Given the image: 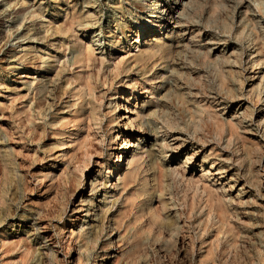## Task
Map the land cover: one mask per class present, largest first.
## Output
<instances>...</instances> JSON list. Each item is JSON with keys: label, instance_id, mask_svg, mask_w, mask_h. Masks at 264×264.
I'll use <instances>...</instances> for the list:
<instances>
[{"label": "rangeland", "instance_id": "obj_1", "mask_svg": "<svg viewBox=\"0 0 264 264\" xmlns=\"http://www.w3.org/2000/svg\"><path fill=\"white\" fill-rule=\"evenodd\" d=\"M21 263L264 264V0H0V264Z\"/></svg>", "mask_w": 264, "mask_h": 264}, {"label": "bare ground", "instance_id": "obj_2", "mask_svg": "<svg viewBox=\"0 0 264 264\" xmlns=\"http://www.w3.org/2000/svg\"><path fill=\"white\" fill-rule=\"evenodd\" d=\"M170 19H171V18H170ZM166 21H167V19L165 18V22H166ZM151 51H152V50H151ZM165 54H166V49H165L164 47H159V48L155 49V51H152L149 55H147V58H151L152 56H155V55H159V56L163 57ZM77 57H78V56H77ZM157 57H158V56H157ZM85 58H86V57H85ZM81 59H82V58H81ZM75 61H76V60H75ZM161 61H162V60H161ZM77 62H78V60H77ZM77 62H76V63H77ZM79 64L81 65V63H79ZM216 94H217V93H216ZM214 96H215V95H214ZM218 98H219V97H218ZM42 107H43V106H42ZM203 111H204V110H203ZM161 112H162V111H161ZM205 113H206V112H205ZM192 117H193V116H192ZM201 126H202V125H201ZM237 138H238V137H237ZM218 140H219V139H218ZM218 158H219V157H218ZM129 164H130V163H129ZM139 165H140V164H139ZM130 167H131V166H130ZM160 168H161V167H160ZM163 168H164V167H163ZM128 170H129V169H128ZM130 170H131V169H130ZM132 171H134V170H132ZM132 171H131V172H132ZM157 172H158V171H157ZM164 172H165V171H164ZM129 173H130V172H129ZM134 173H135V172H134ZM126 174H127V173H126ZM130 174H131V173H130ZM132 174H133V173H132ZM132 174H131V175H132ZM137 174H138V172H137ZM131 175H130V176H131ZM154 175H155V174H154ZM156 175H157V174H156ZM164 175H165V174H164ZM153 177H154V176H153ZM157 177H158V176H157ZM157 177H156V178H157ZM132 178H133V177H132ZM132 178H131V179H132ZM158 178H159V177H158ZM166 178H167V176H166ZM166 178L164 177V179H166ZM135 179H136V177H135ZM154 179H155V178H154ZM164 179H162V180H163L162 182L165 181ZM129 180H130V179H129ZM133 180H134V178H133ZM138 180H139V179H138ZM152 180H153V178H152ZM130 181H131V180H130ZM134 181H135V180H134ZM134 181H133V183H134ZM136 181H137V180H136ZM131 182H132V181H131ZM131 182H130V183H131ZM128 183H129V182H128ZM130 183H129V185H130ZM136 183H137V182H136ZM158 184H159V183H158ZM160 184H162V183H160ZM126 185H127V184H126ZM129 185H127V186H129ZM131 185H132V184H131ZM154 185H156V184H154ZM127 186H125V187H127ZM132 186H133V185H132ZM157 186H158V185H157ZM137 187H138V185H137ZM155 187H156V186H155ZM158 187H159V186H158ZM138 188H139V187H138ZM165 188H166V187H165ZM123 189H124V188H123ZM154 189H155V188H154ZM161 189H163V186H161ZM137 190H138V189H137ZM164 190H165V189H164ZM209 190H210V189H209ZM139 191H140V190H139ZM192 191H193V190H192ZM211 191H212V190H211ZM140 192H141V191H140ZM161 192H163V191H161ZM164 192H165V191H164ZM204 192H206V191H204ZM132 193H133V192H132ZM154 193H155V192H154ZM157 193H158V192H157ZM212 193H213V191H212ZM141 194H142V192H141ZM161 194H162V193H161ZM215 194H216V193H215ZM133 195L135 196V193H134ZM139 195H140V194H139ZM139 195H138V197H139ZM158 195H159V194H158ZM162 195H163V194H162ZM162 195H161V196H162ZM205 195H206V194H205ZM211 195L214 196V194H211ZM143 196H144V195H143ZM163 196H164V195H163ZM163 196H162V197H163ZM208 196H209V195H208ZM208 196H207V197H208ZM158 197H160V195H159ZM162 197H161V198H162ZM205 197H206V196H205ZM161 198H159V199H161ZM210 198H211V197H210ZM210 198H207V199L210 200ZM135 199H136V198H135ZM139 199H140V197H139ZM155 199H156V198H155ZM207 199H206V200H207ZM137 200H138V198H137ZM189 200H190V199H189ZM211 200H212V199H211ZM211 200H210V202H211ZM214 200H215V199H214ZM221 200H222V199H221ZM133 201H134V199H133ZM135 201H136V200H135ZM222 201H223V200H222ZM207 202H208V201H207ZM207 202H206V203H207ZM213 202H214V201H213ZM219 202H220V201H219ZM132 203H133V202H132ZM137 203H138V202H137ZM165 203H166V202H165ZM208 203H209V202H208ZM135 204H136V203H135ZM161 204H162V202H161ZM161 204H160V206H161ZM204 204H205V203H204ZM217 204H218V203H217ZM219 204H220V203H219ZM131 205H133V204H131ZM182 205H183V204H182ZM212 205H213V204H212ZM212 205H211V206H212ZM224 205H225V204H224ZM193 206H194V205H193ZM220 206H221V205H220ZM129 207H130V206H129ZM132 207H133V209H134L136 206H135V207L132 206ZM190 207H192V206L190 205ZM204 207H206V205H205ZM204 207H203V208H204ZM213 207H214V206H213ZM213 207H212V208H213ZM218 207H219V206H218ZM192 208H193V207H192ZM192 208H191V209H192ZM196 208H197V207H196ZM219 208H220V207H219ZM219 208H218V209H219ZM223 208H224V207H223ZM225 208H226V207H225ZM127 209H128V208H127ZM129 209H130V208H129ZM129 209H128V211H129ZM147 209H148V208H147ZM213 209H214V208H213ZM226 209H227V208H226ZM130 210H131V209H130ZM145 210H146V209H145ZM151 210H152V208H151ZM156 210H158V209H156ZM167 210H168V209H167ZM188 210H189V209H188ZM204 210H205V209H204ZM210 210H211V208H210ZM128 211H127V212H128ZM147 211H148V210H147ZM130 212H131V211H130ZM130 212H129V213H130ZM134 212H135V210H134ZM150 212H151V211L148 212V214H149V216H150V218L148 217V223H147V221L144 222L145 225H146V224L150 225V226H149L150 229H151V227H152V229L154 228L155 231H158L160 228H162V225H164V226L166 225L167 228L169 227L170 229H171L174 225H177V223L175 224V221H174L175 218H174V219H170V218H167V217L165 216L166 218H164L162 221H159L158 219L160 218V214H159L160 211H159V213H158V212H155V213H154V212H151V213H150ZM165 212H167V211L165 210ZM165 212H164V213H165ZM190 212H191V210H190ZM205 212H206V211H205ZM211 212H213V210H212ZM214 212H215V210H214ZM216 212H217V211H216ZM221 212H222V210H221ZM221 212H220V213H221ZM225 212H226V211H225ZM137 214H138V216H139V213H137ZM137 214H136V215H137ZM140 214H141V212H140ZM145 214H146V213H145ZM184 214H185V213H184ZM190 214H191V213H190ZM225 214H226V213H225ZM227 214H228V213H227ZM229 214H230V212H229ZM133 215H134V214H133ZM146 215H147V214H146ZM166 215H169V214L166 213ZM186 215H188V214H186ZM216 215H217V214H216ZM218 215H219V213H218ZM221 215H222V214H221ZM124 216H125V214H124ZM129 216H130V215H129ZM147 216H148V215H147ZM170 216H171V215H170ZM184 216H185V215H184ZM120 217H123V216H120ZM127 217H128V216H127ZM142 217H144V215H143ZM172 217H173V216H172ZM124 218H125V217H124ZM124 218H123V219H124ZM134 218L136 219L137 217H134V216H133V219H134ZM146 218H147V217H146ZM162 218H163V217H162ZM186 218H187V216H186ZM201 218H202V217H201ZM224 218H225V217H224ZM119 219H120V218H119ZM133 219H132V220H133ZM138 219H141V220H142L141 217H140V218L138 217ZM204 219H205V218H204ZM222 219H223V218H222ZM222 219H221V220H222ZM228 219H229V218H228ZM187 220H188V219H187ZM205 220H206V219H205ZM225 220H226V219H225ZM118 221H119V224H120V220H118ZM128 221H129V220H128ZM137 221H138V220H137ZM139 221H140V220H139ZM215 221H216V220H215ZM217 221H218V220H217ZM222 221H223V220H222ZM226 221H227V220H226ZM113 222H114V221H113ZM121 222H123V220H121ZM134 222H135V221H134ZM141 222H142V221H141ZM141 222H140V223H141ZM227 222H228V221H227ZM115 223H116V222H115ZM115 223H114V226H115ZM117 223H118V222H117ZM128 223H130V222H128ZM136 223H137V222H136ZM136 223H135V224H136ZM216 223H217V222H216ZM216 223H215V224H216ZM220 223H222V222H220ZM94 224H95V223H94ZM121 224H123V223H121ZM121 224H120V226H121ZM133 224H134V223H133ZM135 224H134V225H135ZM138 224H139V223H138ZM223 224H225V222H224ZM95 225H96V224H95ZM95 225H94V226H95ZM97 225H98V224H97ZM134 225H133V226H134ZM139 225H140V224H139ZM201 225H202V224H201ZM100 226H101V223H100L99 227H100ZM120 226L117 224L116 229L119 230ZM122 226H123V225H122ZM136 226H137V225H136ZM143 226H144V225H143ZM164 226H163V228H166V227H164ZM230 226H231V225H230ZM99 227H98V228H99ZM140 227H141V226H140ZM144 227H145V226H144ZM147 227H148V226H147ZM149 227H148V228H149ZM217 227H218V226H217ZM132 228H133V227H132ZM134 228H135V227H134ZM134 228H133V229H134ZM138 228H139V227H138ZM167 228H166V231H167ZM175 228H176V226H175L172 230H174ZM219 228H220V226H219ZM222 228H223V225H222ZM91 229H92V227H91ZM93 229H94V228H93ZM127 229H128V228H127ZM127 229H126V230H127ZM136 229H137V228H136ZM142 229H143V228H142ZM142 229H141V230H142ZM145 229H146V228H145ZM96 230H97V229H96ZM139 230H140V228H139ZM143 230H144V229H143ZM160 230H161V229H160ZM172 230H170V231H171V232H174V231H175V230H174V231H172ZM219 230H220V229H219ZM228 230H229V229H227V231H228ZM147 231H148V229H147ZM147 231H146V232H147ZM150 231H151V230H150ZM153 231H154V230H153ZM170 231H168V232H170ZM216 231H217V230H216ZM221 231H222V229H221ZM232 231H233V230H232ZM124 232H125V231H124ZM138 232L140 233L141 231H138ZM162 232H164V231H162ZM162 232H161V233H162ZM171 232H170V233H171ZM222 232H224V231H222ZM225 232H226V231H225ZM136 233H137V232H136ZM136 233H135V234H136ZM152 233H153V232H152ZM152 233H151V234H152ZM161 233H160V234H161ZM229 233H230V232H229ZM93 234H96L95 231H94ZM135 234H132V235H135ZM140 234H141V233H140ZM147 234H148V232H147ZM163 234H164V233H163ZM171 234H174V233H171ZM218 234H219V232H218ZM220 234H221V233H220ZM226 234H227V233H226ZM122 235H123V234H122ZM132 235H131V236H132ZM137 235H138V234H137ZM141 235H142V234H141ZM149 235H150V234H148V236H145V235H144V236H145V239H146L147 237L150 238ZM166 235H167V234H165V236H166ZM135 236H136V235H135ZM135 236H133V237H135ZM139 236H140V235H139ZM151 236H152V235H151ZM163 236H164V235H163ZM230 236H231V235H230ZM133 237H131V238H133ZM153 237H154V236H153ZM153 237H151V238H153ZM95 238H96V237H95ZM128 238H129V237H128ZM157 238H158V237H157ZM167 238H168V236H167ZM173 238H174V236H173ZM173 238H171V239H173ZM92 239H94V238H92ZM140 239H141V238H139V237L137 238V236H136V238H135V239L133 238L132 241H131V239L129 240V241H131V242L127 243L128 246H129V247L127 248V249H128V251H127L128 253H131L132 255H137L138 257L143 256V255L140 254ZM142 239L145 240L144 238H142ZM235 239H236V238H235ZM150 240H152V239H150ZM155 240H156V239H155ZM158 240H159V239H158ZM166 240H167V239H166ZM168 240H169V241H172V240H170V238H168ZM173 240H174V239H173ZM147 242H148V241H147ZM156 242H158V241L156 240ZM159 242H160V241H159ZM165 242H166V241H165ZM145 243H146V242H145ZM127 244H126V245H127ZM146 244H147V243H146ZM153 244H154V243H153ZM161 244H162V243H161ZM166 244H167V243H166ZM168 244H169V242H168ZM168 244H167V245H168ZM28 247H29V246H28ZM145 247H146V246H145ZM163 247L165 248V244H164ZM215 247H216V246H215ZM29 248H30V247H29ZM142 248H144V247H142ZM31 249H32V248H31ZM168 249H169V248H168ZM172 249H173V248H172ZM212 249H213V248H212ZM232 249H233V248H232ZM27 250H28V249H27ZM143 250L145 251V249H143ZM161 250H162V249H161ZM208 250H209V249H208ZM29 251H30V250H29ZM32 251H33V250H32ZM124 251H125V250H124ZM163 251H164V250H163ZM30 252H31V251H30ZM33 252H34V251H33ZM127 252H126V253H127ZM141 252H142V251H141ZM145 252H147V251H145ZM170 252H172V251H170ZM224 252H225V251H224ZM28 253H29V252H28ZM126 253H125V254H126ZM128 253H127V254H128ZM165 253H166V252H165ZM207 253H208V251H207ZM210 253H211V252H210ZM123 254H124V253H123ZM143 254H144V253H143ZM48 255H49V254H48ZM129 255H130V254H129ZM129 255H128V256H129ZM132 255H131V256H132ZM140 255H141V256H140ZM144 255H145V254H144ZM168 255H169V254H168ZM170 255H171V254H170ZM170 255H169V256H170ZM207 255H208V254H207ZM31 256H32V254H31ZM124 256H125V255H124ZM126 256H127V255H126ZM209 256H210V255H209ZM132 257L134 258V256H132ZM211 257H213V256H211ZM211 257H209V258H211ZM233 257H234V256H233ZM23 258H24V257H23ZM25 258H26V257H25ZM38 258H39V257H38ZM127 258H128V257H127ZM129 258H130V257H129ZM130 259H131V258H130ZM25 260H26V259H25ZM28 260H29V259H28ZM212 260H213V258H212ZM212 260H211V261H212ZM20 262H21V261H20ZM23 262H24V261H23ZM26 262H27V261H26ZM205 262H206V261H205ZM213 262H214V261H213ZM24 263H25V262H24ZM21 264H22V263H21ZM35 264H36V263H35ZM38 264H39V263H38ZM210 264H211V263H210ZM212 264H213V263H212Z\"/></svg>", "mask_w": 264, "mask_h": 264}]
</instances>
